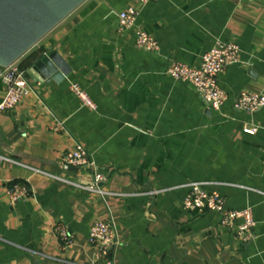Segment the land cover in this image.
Segmentation results:
<instances>
[{
    "label": "crops",
    "instance_id": "0c3cea01",
    "mask_svg": "<svg viewBox=\"0 0 264 264\" xmlns=\"http://www.w3.org/2000/svg\"><path fill=\"white\" fill-rule=\"evenodd\" d=\"M128 7L159 51L119 31L117 13ZM219 41L236 42L241 54L221 75L227 98L213 110L166 71L174 61L199 65ZM52 52L69 74L61 81L27 74L31 94L0 112V264H105L89 240L97 222L117 229L114 264H264V108H235L242 91L264 94V0H85L18 64L27 71ZM5 90L0 80V102ZM250 125L255 134L244 132ZM77 143L107 176L106 196L34 172L89 183L90 168L64 166ZM16 181L32 193L13 203L6 188ZM192 182L220 192L229 209L251 207V238L242 241L216 212L186 210Z\"/></svg>",
    "mask_w": 264,
    "mask_h": 264
},
{
    "label": "built area",
    "instance_id": "2783aa9c",
    "mask_svg": "<svg viewBox=\"0 0 264 264\" xmlns=\"http://www.w3.org/2000/svg\"><path fill=\"white\" fill-rule=\"evenodd\" d=\"M147 4L155 0H140ZM252 2L254 0H240ZM139 11L134 7H128L117 13L119 31H133L136 45L147 52L159 51L157 39L150 35L145 29L137 24ZM241 48L236 42L219 41L209 51L202 55L199 65L190 66L182 62L174 61L168 67L166 73L175 81H186L191 83L197 92L204 99L207 106L213 110H220L227 98L226 91L220 84V77L230 65L240 61ZM0 80L5 85V96L0 102V112H6L16 108L25 97L33 91L32 84L27 71L20 67L18 61L8 65L0 66ZM72 90L82 101L83 105L92 109L96 108L95 103L78 84H72ZM238 110L256 112L264 108V94L242 91L235 102ZM259 127L250 125L244 127V132L255 134ZM66 168H90L91 179L89 183L81 181H70L59 176L50 175L44 171L33 169L36 173L46 174L54 179L70 184L79 190L93 192L106 196L107 191L102 189V184L107 176L96 169L94 162L87 149L77 143L73 150L66 153L64 158ZM206 183H189V192L183 200L186 210H199L203 212H216L221 217V223L235 230L242 241H247L253 235L255 220L251 207L243 210H233L227 207L225 197L218 191L206 189ZM7 195L11 201L17 202L26 200L32 193L29 184L14 182L6 188ZM60 237L66 246L73 243L68 231L63 226L58 227ZM89 240L96 247V258L105 264H114L111 258V251L118 246L119 239L117 229L111 222H97L90 230Z\"/></svg>",
    "mask_w": 264,
    "mask_h": 264
},
{
    "label": "water",
    "instance_id": "95a60500",
    "mask_svg": "<svg viewBox=\"0 0 264 264\" xmlns=\"http://www.w3.org/2000/svg\"><path fill=\"white\" fill-rule=\"evenodd\" d=\"M84 1L0 0V66L18 61ZM69 72L58 52L39 56L27 68L36 80L61 81Z\"/></svg>",
    "mask_w": 264,
    "mask_h": 264
},
{
    "label": "trees",
    "instance_id": "16d2710c",
    "mask_svg": "<svg viewBox=\"0 0 264 264\" xmlns=\"http://www.w3.org/2000/svg\"><path fill=\"white\" fill-rule=\"evenodd\" d=\"M16 182H20V181H16Z\"/></svg>",
    "mask_w": 264,
    "mask_h": 264
}]
</instances>
